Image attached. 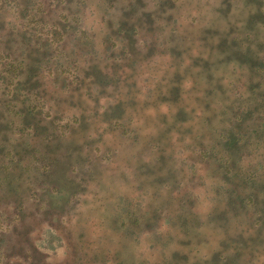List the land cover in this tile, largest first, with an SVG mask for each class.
Listing matches in <instances>:
<instances>
[{
	"label": "rangeland",
	"instance_id": "374dc122",
	"mask_svg": "<svg viewBox=\"0 0 264 264\" xmlns=\"http://www.w3.org/2000/svg\"><path fill=\"white\" fill-rule=\"evenodd\" d=\"M38 1L44 10L39 24L61 28L58 11L73 0ZM82 2L77 27L90 46L76 40L67 22L57 44L69 65L58 69L48 62L35 76L44 126L57 131L49 146L61 157L49 185L36 183V173L21 174L16 185L31 193L22 209L9 202L14 194L0 190V232L6 230L0 264H264V217L254 224L250 204L232 207L217 194L219 170L200 153L218 128L224 100L249 96V72L223 37L232 24L237 32H249V15L258 4ZM12 5L17 23L19 6ZM122 22L136 30L127 55L117 54L121 45L113 39ZM254 33L261 38L264 27ZM44 35L57 36L52 29ZM94 72L106 83L92 82ZM118 104L123 113L110 112ZM252 153L246 163L264 158L261 147ZM261 184L264 168L255 186L262 204ZM51 186L58 191L51 193ZM122 207L134 211L136 221H128Z\"/></svg>",
	"mask_w": 264,
	"mask_h": 264
},
{
	"label": "trees",
	"instance_id": "16d2710c",
	"mask_svg": "<svg viewBox=\"0 0 264 264\" xmlns=\"http://www.w3.org/2000/svg\"><path fill=\"white\" fill-rule=\"evenodd\" d=\"M52 2L64 3V0ZM248 2L258 4V7L253 8V12L249 15L248 24L253 27L249 29V32L242 33V31L234 30L232 27L234 24H232L223 38L224 42L229 43L232 54L238 57L239 64L245 65L249 72L250 81L247 84L249 96L246 99L243 96H236L235 100L229 102L224 100L222 112L217 116L218 128L216 132H211L208 144L203 146L200 153L202 156H208L219 170L221 176L216 184V193L229 199L228 204L232 207L237 204L243 206L245 202L250 204L255 215L253 220L251 218L252 223L258 224L264 217V202L259 203L256 195L260 193V190L255 186L258 183L259 170L264 168V158L247 161V163L245 161L253 155V147L264 149V35L259 39L252 35L253 31L256 35L258 28L264 27V7L259 6L260 0H248ZM81 3H83L82 0L64 3L62 12L58 11V21H64L63 26L59 28L60 24H52L47 25L48 28L39 24L43 20L41 14L44 13L40 7V1L0 0V190L4 189L6 193L14 194V196L9 195L12 197L9 202L15 203V207L20 209L24 207L23 202L26 201L23 197L31 196L29 191L20 189L16 185L21 179V174L28 176L31 172L36 173V183L38 182L42 187L49 185L48 181L51 180L53 167L56 165L54 163L59 161L58 156L61 157L59 150L49 146L52 139L56 137L57 131L50 124L44 126L42 113L44 103L40 96L39 78L35 76L40 74L43 66L48 62L59 65L58 69L63 65H69L70 58L66 59L67 55L57 44L64 38L67 22L73 25L76 40L81 45L90 46L89 36L77 27L80 23V9L77 5ZM12 4L19 6L17 23L11 14ZM34 5H37L36 11L32 10ZM69 5L74 7L71 9ZM228 6L231 7V3H228ZM66 11L68 14H64ZM236 21L237 18L232 23ZM124 23H118L113 33V39L121 45L118 55H127L128 49L135 43V27ZM29 25L34 26L33 30L28 29ZM7 27L10 30H6ZM46 29H52L57 36H45ZM108 36L110 38L111 35L108 34ZM125 39L129 40L128 46L123 44ZM114 40L111 44H114ZM110 47L106 45L107 51ZM89 52L91 53L92 50ZM113 53L116 52L113 51ZM96 75L94 72L91 77L92 82L106 83ZM208 75L211 76L209 73ZM77 80L76 78L73 81ZM104 86L100 90L103 91ZM220 90L224 91L223 88ZM212 93L210 89L209 95ZM208 105L209 102H207ZM113 111L120 114L124 110L118 104L110 109V112ZM114 124L117 123L114 122ZM68 152L71 153V150ZM51 187V193L58 191L57 186ZM260 187L264 191V184ZM246 188H248L247 191ZM16 194L19 195L16 196ZM231 198L234 201H231ZM122 211H125L128 221H136L134 211L124 207ZM13 217L21 219V217ZM182 217L181 213L176 215L177 220L181 221ZM2 232H0V243L3 241L2 236H5ZM240 245L249 249V242ZM115 264L122 263L116 261Z\"/></svg>",
	"mask_w": 264,
	"mask_h": 264
}]
</instances>
